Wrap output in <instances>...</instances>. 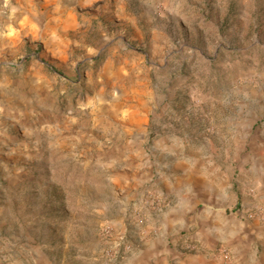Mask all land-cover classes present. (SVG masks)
Here are the masks:
<instances>
[{"label":"rangeland","instance_id":"1","mask_svg":"<svg viewBox=\"0 0 264 264\" xmlns=\"http://www.w3.org/2000/svg\"><path fill=\"white\" fill-rule=\"evenodd\" d=\"M260 158L264 0H0V264H119L171 166L235 205ZM240 216L205 264H264Z\"/></svg>","mask_w":264,"mask_h":264},{"label":"crops","instance_id":"2","mask_svg":"<svg viewBox=\"0 0 264 264\" xmlns=\"http://www.w3.org/2000/svg\"><path fill=\"white\" fill-rule=\"evenodd\" d=\"M169 169L178 172L171 178L159 176L147 189L144 223L132 226L130 222L137 230L138 252L123 257L119 264H171L176 254L181 256L176 264H205L203 258H209L216 246L228 248L233 255L239 245L234 238L245 235L249 226L241 221V213L264 204V176L258 175L264 172V164L247 169L235 186L231 185L239 196L235 205L219 192L224 187L218 185V176L207 179L197 166ZM234 206L235 210L229 211Z\"/></svg>","mask_w":264,"mask_h":264},{"label":"built area","instance_id":"3","mask_svg":"<svg viewBox=\"0 0 264 264\" xmlns=\"http://www.w3.org/2000/svg\"><path fill=\"white\" fill-rule=\"evenodd\" d=\"M224 257H225V255H224Z\"/></svg>","mask_w":264,"mask_h":264}]
</instances>
